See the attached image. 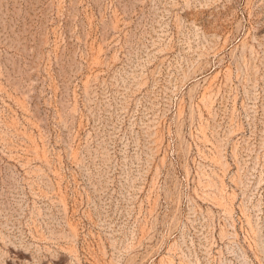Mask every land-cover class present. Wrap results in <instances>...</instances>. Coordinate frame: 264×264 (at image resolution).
<instances>
[{"label": "rangeland", "instance_id": "374dc122", "mask_svg": "<svg viewBox=\"0 0 264 264\" xmlns=\"http://www.w3.org/2000/svg\"><path fill=\"white\" fill-rule=\"evenodd\" d=\"M0 264H264V0H0Z\"/></svg>", "mask_w": 264, "mask_h": 264}]
</instances>
